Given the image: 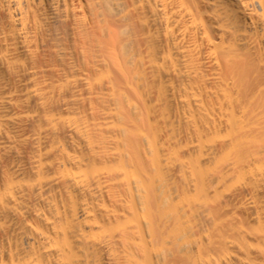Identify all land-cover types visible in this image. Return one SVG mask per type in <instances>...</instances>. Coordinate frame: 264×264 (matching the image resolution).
I'll list each match as a JSON object with an SVG mask.
<instances>
[{"label":"bare ground","instance_id":"bare-ground-1","mask_svg":"<svg viewBox=\"0 0 264 264\" xmlns=\"http://www.w3.org/2000/svg\"><path fill=\"white\" fill-rule=\"evenodd\" d=\"M0 264H264V0H0Z\"/></svg>","mask_w":264,"mask_h":264}]
</instances>
